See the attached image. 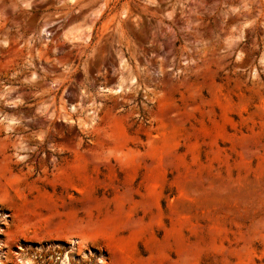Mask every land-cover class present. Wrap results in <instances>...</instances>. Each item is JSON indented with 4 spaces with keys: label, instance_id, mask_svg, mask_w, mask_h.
<instances>
[{
    "label": "rangeland",
    "instance_id": "rangeland-1",
    "mask_svg": "<svg viewBox=\"0 0 264 264\" xmlns=\"http://www.w3.org/2000/svg\"><path fill=\"white\" fill-rule=\"evenodd\" d=\"M0 264H264V0H0Z\"/></svg>",
    "mask_w": 264,
    "mask_h": 264
}]
</instances>
